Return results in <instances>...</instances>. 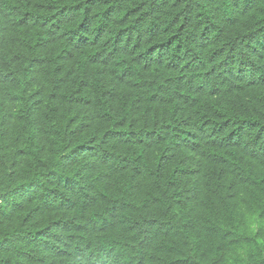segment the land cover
<instances>
[{"label": "trees", "instance_id": "trees-1", "mask_svg": "<svg viewBox=\"0 0 264 264\" xmlns=\"http://www.w3.org/2000/svg\"><path fill=\"white\" fill-rule=\"evenodd\" d=\"M0 264H264V0H0Z\"/></svg>", "mask_w": 264, "mask_h": 264}]
</instances>
